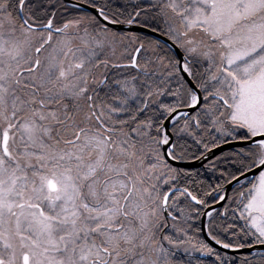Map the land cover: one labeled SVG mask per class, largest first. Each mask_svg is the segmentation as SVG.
<instances>
[{
	"label": "snow or ice",
	"instance_id": "6c2138e0",
	"mask_svg": "<svg viewBox=\"0 0 264 264\" xmlns=\"http://www.w3.org/2000/svg\"><path fill=\"white\" fill-rule=\"evenodd\" d=\"M88 3L56 23L58 3L0 0V264H224L195 213L264 264V0ZM207 155L222 179L194 191L180 165Z\"/></svg>",
	"mask_w": 264,
	"mask_h": 264
},
{
	"label": "trees",
	"instance_id": "16d2710c",
	"mask_svg": "<svg viewBox=\"0 0 264 264\" xmlns=\"http://www.w3.org/2000/svg\"><path fill=\"white\" fill-rule=\"evenodd\" d=\"M82 2H87L88 0H79ZM120 3H117L116 0L115 2L120 6V5H124V4H130L127 2H124L122 0H118ZM47 3H58L60 5L59 8L54 9L56 12V23H60L62 22L64 19H71L73 17H76L78 15L83 14L84 12H88L85 11L83 9L74 7L70 4H67L64 0H46ZM129 2V1H128ZM141 2V1H140ZM97 3H102L100 0L97 1ZM143 7V5H142ZM121 11L123 12V15L117 14L118 18L120 19H124L131 11V7L124 9L122 8ZM89 13V12H88ZM145 13H148V11H145ZM50 14V13H49ZM90 14V13H89ZM39 15L42 17L43 13H39ZM153 15V13L150 10V18ZM141 19V18H140ZM157 21H152L153 24H155ZM189 152L191 154L196 155L197 157H199V151H197V145L192 144V142L189 140ZM202 150V149H201ZM191 160V159H188ZM212 161L209 160L208 162H206L204 165L199 166V167H195V168H185L187 171H189L191 173V176L189 177V179H191L192 181H194L193 184H190L189 187L194 190V191H207L209 190L211 187H214L215 184L217 182H219L222 177H221V172L217 171L216 169H213L211 167H209V162ZM213 163H215V161H212ZM217 169H222V170H226V171H231L232 169L230 168L229 164H226L223 160H221L218 164H217ZM196 181H199L200 183H195ZM231 213L229 212L224 218L223 221L225 224H232L231 223ZM236 225L237 228L240 227V222L236 221ZM228 239H232V240H236V237H227ZM243 242V241H241ZM219 253H222V251H218ZM247 253H241V254H228V261L227 264H232L233 261H235V264H240L241 258L243 256H245ZM213 260H210V258H206L203 260V264H212ZM215 264V263H214ZM217 264V262H216Z\"/></svg>",
	"mask_w": 264,
	"mask_h": 264
},
{
	"label": "water",
	"instance_id": "95a60500",
	"mask_svg": "<svg viewBox=\"0 0 264 264\" xmlns=\"http://www.w3.org/2000/svg\"><path fill=\"white\" fill-rule=\"evenodd\" d=\"M67 4H70L72 6H75L76 5H79L78 8H81V9H84V10H87L91 13L94 14V10L90 7L89 4L87 3H84V2H81V1H77V0H64ZM112 25H110L111 27ZM126 30H130V31H134V32H143V33H146V34H149L150 36L153 35V33L149 30V29H145L143 28L142 26L140 25H132V26H123ZM155 36L157 38H160L163 41H166V37H161L159 33H156ZM168 44H171V41H167ZM178 51V50H177ZM227 146H222V149H225L226 150ZM213 152L215 154H219L220 153V150H216V149H213ZM212 158L211 155H207V157L205 159H196V160H186L185 162L181 163V167H184V168H195V167H199V166H202L205 162H207L208 160H210ZM231 189V187L228 188V191ZM212 207H216V205H212ZM206 220H207V217L205 216H202L201 217V228H202V234L204 236V239L214 248L226 253V254H241V253H247L246 252V249H224L222 248V246L220 245H216L213 241H211L208 237H207V234H206V231L203 230V223H206ZM254 250L256 251H259L261 250L260 249V246H255Z\"/></svg>",
	"mask_w": 264,
	"mask_h": 264
},
{
	"label": "flooded vegetation",
	"instance_id": "af4514ba",
	"mask_svg": "<svg viewBox=\"0 0 264 264\" xmlns=\"http://www.w3.org/2000/svg\"><path fill=\"white\" fill-rule=\"evenodd\" d=\"M98 1V0H97ZM102 3H104L105 2V0H100ZM122 1H124V0H122ZM129 1V2H128ZM141 1V2H140ZM116 2L117 3H120L118 0H116ZM115 2V4H116V6L117 7H119V5L117 4ZM124 2H127V3H130L129 5H132V4H140L141 5V7H142V5H143V0H137V1H135V0H125ZM87 3V2H86ZM87 4H89V3H87ZM146 11H148V13H145V15H147L149 18H150V10H146ZM89 12V11H88ZM90 14H93V13H91V12H89ZM141 18V20H143L144 19V16H141V17H138V19H140ZM136 33H138V34H141V35H144V34H146V33H143V32H136ZM146 35H149V34H146ZM150 36V35H149ZM219 155V154H218ZM212 159V158H211ZM210 159V160H211ZM209 161V160H208ZM207 161V162H208ZM206 163V162H205ZM204 163V164H205ZM203 164V165H204ZM231 190L232 189H230L229 190V192H231ZM206 199H209V202H210V198H206ZM197 218L196 219H193V220H190L189 221V223L191 224V226H192V230L190 231V235H192V236H195V237H198V238H200V239H204V236H203V234H202V228H201V215H200V213H195L194 214ZM206 222H207V220H206ZM240 222V224H242L243 223V221H239ZM231 223H235L236 224V220H233V219H231ZM196 229H200V231L199 232H197L196 231ZM205 240V239H204ZM206 241V240H205ZM216 249V248H215ZM216 250H218V249H216ZM219 251V250H218ZM180 255V258L178 259V260H180V259H182V260H184L185 262H188V261H190V264H203V260L204 259H206V258H210V260H213V256H212V254H206V253H201V252H196V251H192L191 252V254L190 255H186L185 253H184V251L183 250H180L178 253H177V256H179ZM188 259H190V260H188Z\"/></svg>",
	"mask_w": 264,
	"mask_h": 264
},
{
	"label": "rangeland",
	"instance_id": "374dc122",
	"mask_svg": "<svg viewBox=\"0 0 264 264\" xmlns=\"http://www.w3.org/2000/svg\"><path fill=\"white\" fill-rule=\"evenodd\" d=\"M135 1H137V0H135ZM181 250H183V249H181ZM219 254H220L221 257L224 258V264H227V261H228V254H226V253H224V252L219 253ZM244 254H245V253H244ZM212 256H213V263H212V264H214V263L216 264V262H217V264H220V262L216 260L215 255L212 254ZM176 258L179 259V258H180V255H179V256H176ZM188 260H190V259H188Z\"/></svg>",
	"mask_w": 264,
	"mask_h": 264
}]
</instances>
